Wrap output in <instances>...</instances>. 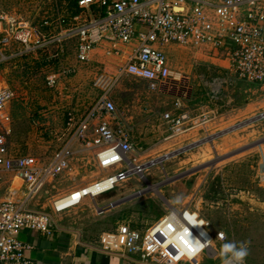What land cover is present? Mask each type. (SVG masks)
I'll use <instances>...</instances> for the list:
<instances>
[{
  "label": "rangeland",
  "instance_id": "obj_1",
  "mask_svg": "<svg viewBox=\"0 0 264 264\" xmlns=\"http://www.w3.org/2000/svg\"><path fill=\"white\" fill-rule=\"evenodd\" d=\"M72 2L0 0V17H5L3 25L10 32L18 26L33 25L46 40H50L65 32L67 26H62L60 19L72 21L76 13ZM65 45L62 60L52 59L50 52L26 55L17 44L6 48L5 54L9 58L0 64V89L10 88L15 98L5 108V116L9 119L3 118L4 123L0 118V128L10 132L12 151L50 162L72 135L68 126L70 114L77 121L86 117L108 91L117 107L115 123L124 122V117L129 118L128 127L136 148L133 155L143 162L157 160L149 167L146 178L132 176L115 190L97 199L87 197L78 208L74 207L80 209V212L73 213L78 224L89 226L92 230H104L100 236L113 230L121 221L131 223L143 232L172 209V200L176 196H181L182 203H191L209 221L213 232L224 228L227 242L239 244L250 241L247 264H264V188L255 178L260 154L264 157L261 151V148L264 150V118L260 116L264 112V88L239 80L233 74L230 77L232 83L223 87L222 98L218 102L213 101L210 97L211 79L217 74L223 76V70L209 69L204 63L207 61L197 59L192 53H197L196 50H184V55L180 57L176 50L181 49L169 46L166 51L173 64L174 76L181 78L183 87L178 89L175 85L180 81L170 80L166 88L155 90L147 81L130 75L118 79L115 60L107 58L83 63L77 60L75 43L65 41ZM56 48L52 46L50 50L54 53ZM64 69H70L72 73L62 75L59 86L50 88L47 77L63 73ZM181 95L186 96L187 109L194 115L205 109H218L217 118L210 126L219 123L221 117L233 116V107L244 108L253 101L262 103L256 105L262 111L248 116L253 118L244 122L240 133H236L242 137L241 145L230 146L228 151L219 147L221 138L214 141L210 136L204 138L206 132L202 129L199 137L204 139L195 143L198 146L175 149L174 142L182 144L186 134L169 140L156 135L152 126L156 117L170 110L173 101ZM189 96L190 101L187 99ZM230 98L234 100L227 104ZM212 128L215 133L216 129ZM232 149L235 151L229 152ZM180 151V154L174 155ZM249 153H252L251 156L244 162L234 161ZM166 155L170 157L159 163L160 158ZM225 164L226 167L221 168ZM104 175L106 172L97 166L93 150L77 143L68 169L31 201L32 206L37 211L55 213V202ZM240 190L243 191L242 197L233 196L239 195ZM112 195L120 199L137 196L141 202L125 211L123 218L118 213H108L111 215L98 219L109 212L108 209L97 214L96 210L99 212L101 208L98 203H107ZM20 198L23 199V195ZM234 206L239 209L230 211ZM217 247L220 250L221 244L218 243Z\"/></svg>",
  "mask_w": 264,
  "mask_h": 264
},
{
  "label": "built area",
  "instance_id": "obj_2",
  "mask_svg": "<svg viewBox=\"0 0 264 264\" xmlns=\"http://www.w3.org/2000/svg\"><path fill=\"white\" fill-rule=\"evenodd\" d=\"M79 8L80 13L71 22L60 19L61 25L67 26L65 32L50 40L33 25L18 26L10 32L4 28L5 17L1 16L0 64L8 60L5 50L14 44L21 46L26 55L50 52L52 59L62 60L65 41H72L77 60L83 63L90 62L93 52L103 45L110 46L108 55L118 56L122 54V45H133L130 56L119 67L117 78L130 75L147 81L156 90L170 80L181 81L174 76L162 49L177 44L229 62L226 76L211 81L213 101L222 98L223 87L232 83L233 74L250 83L264 84V0H80ZM52 46L57 47L54 53L50 50ZM71 73L70 69H64L63 73L51 74L47 77L48 86L57 88L62 75ZM14 98L12 90H0V113ZM187 107L177 97L172 108L163 114L170 131L166 139L183 136L196 128L206 129L217 118L218 109H205L194 115ZM116 108L105 91L86 117L77 121L70 114L68 126L72 135L50 162L12 151L10 132L0 128V172L18 176L27 190L22 202L0 201V264L31 263L26 254L31 247L19 238L24 230L53 233L52 217L30 209L28 204L68 169L75 144L91 148L97 166L106 175L84 188L82 197L75 198L74 193L55 202L57 213L81 205L87 197L111 192L132 176L146 178L148 168L157 160L143 162L133 155L136 148L129 133L121 123H115ZM260 116L264 118V112ZM185 212L197 214L206 224L189 225L184 220ZM172 215L176 218L172 219ZM185 230L189 237H184ZM220 232L223 231L212 233L209 221L187 204L182 209L172 207L144 232L123 223L116 232L104 233L102 241L107 251H118L124 256L139 254L151 264H222L217 244L226 243L228 236L223 232L226 239L221 240ZM191 238L211 239L212 244L199 256L188 259L182 253ZM248 258L249 255L245 264Z\"/></svg>",
  "mask_w": 264,
  "mask_h": 264
},
{
  "label": "crops",
  "instance_id": "obj_3",
  "mask_svg": "<svg viewBox=\"0 0 264 264\" xmlns=\"http://www.w3.org/2000/svg\"><path fill=\"white\" fill-rule=\"evenodd\" d=\"M169 46L171 47L178 46L181 50H183V51L181 50L179 51L178 49L176 50L177 56H180V57L184 55L185 53L184 50L191 51L190 49L184 48L177 44H169V45L163 46L162 48L166 54H167L166 49ZM109 47L110 46L106 44V45L101 46L100 48H97L93 52L90 61H95L98 59H107V58L113 59L115 60V63H116L115 71L118 72L119 67H121L126 62L128 57L130 56L133 50V45H122L121 46L122 54L119 56L118 55H108L106 52ZM192 53L195 54L197 59H200L202 61H207L204 63H207V66L209 67V69L210 67H212L217 72L220 70H223V73H224L223 76L226 75L227 72L225 70L226 68L229 67V62L227 60H221L215 57H210L202 52H197V53L192 52ZM167 57H168L171 68H173L172 67L173 64L168 54H167ZM217 76H221V75L217 74L213 78ZM213 78L211 79V81L213 80ZM257 85L264 88V84H257ZM175 86L178 87V89H181L183 87L181 81L176 82ZM161 88L164 89L166 88V86L164 87L162 86L158 90H160ZM7 89H10V88H1L0 90H7ZM178 97H181L183 100L184 99L186 100V96L181 95ZM190 98L191 96H189L187 99L190 101L191 100ZM185 100H184L185 105H187ZM233 100H234L233 98H230L227 104H231ZM257 104H262V103L253 101L252 103H249L244 108L243 107L242 108L233 107L232 108V111L234 112L233 116H225L224 118L221 117L219 123H215L214 126H208L206 129H202L204 130V132H206V136L204 138L210 136L212 137L213 141L214 139L218 140L219 138H221L219 147H221L223 151H228L227 148L230 146H234L238 144L241 145L242 137L240 134L236 135V133L237 132L240 133V131L242 130L241 128L243 127L242 124L244 122L253 118V117H248V116H254L258 112L261 113L262 110L256 107ZM4 110L2 112H4ZM6 117L8 118V116ZM128 119L129 118L124 117V122L122 121L123 124L122 123L121 124L124 126L126 131L129 133L133 141L134 136L128 127V124H129ZM212 127L216 129L215 133L213 132L214 129ZM200 130L201 129L196 128L188 132L186 134V137L183 138L185 140H182V144L181 142H174L176 143L174 146H177L175 149L183 148L184 146H187L190 148H194V146H198L195 143L204 139L202 137H199ZM152 131L154 133L156 132V135L162 136L163 138H167L169 136L170 131L167 128V125L165 124L163 120V116L156 117V119L154 120V125L152 126ZM213 136H217V137L215 138ZM227 136H229L230 138H226ZM243 137L246 138L245 136ZM175 149H173V151ZM230 151L232 152L235 150L232 149V150H229V152ZM261 151L264 152L263 148H261ZM245 152H247V150ZM251 154L252 153L245 154L241 158H238L234 161L244 162V159H246L247 157H250ZM263 164H264V157L262 156V154H260V160L257 162L256 168H255L257 170L255 178H256V182L262 188H264V173L262 172ZM224 167H226V164L224 166H221V168H224ZM261 178H263V180H261ZM20 193H23V199L17 196V194H20ZM242 194H243V191L240 190L239 195L234 194L233 196L240 198L242 197ZM25 195H27V190H26L24 181L21 178L13 175L12 173L0 172V201L11 200V201L22 202L26 197ZM98 197L90 198V199H97ZM138 199L139 198H137V196H128L126 198L120 199L112 195L109 201L107 203H104L103 205H100L97 202L98 205L101 207L99 212L96 210L97 214L101 212L104 213L105 210L109 209V212L107 211L105 214H103V216H101L98 219H104L107 217L106 215L108 216L111 215L108 213H113V214L118 213V215H120L123 218L122 215H124L125 217V211L135 208V206L141 202ZM109 203L111 204L114 203L115 206L110 207L111 204ZM32 204H33L32 202L28 204L29 208L36 210L35 208H33ZM188 204H190L191 208L194 209L191 203L188 202ZM185 205H187V202L184 203L183 201V203L179 204V207L174 206V204L172 207L176 209H182L183 207H185ZM76 208L70 209L71 211L67 210L68 212L65 211L66 213L65 212H62V213L55 212L51 214L48 213L52 217V220L54 222L53 233L50 235L44 234L41 232L30 231V230H24L20 234L19 238L24 243L30 245L31 247L29 250H27V253H26L27 257L29 258L31 262L30 264H151L148 262H144L139 256V254H130V255L128 254L124 256V255H121V253H119L118 251H107L104 248V243L102 241V236L104 234L100 236V233L103 232L104 230H100V231L97 229L92 230L90 229L89 226H86L84 224L82 225L81 223L78 224L77 217L74 214L80 212V209H76ZM236 209H239V208L237 206H234L233 208L232 207L230 208V211H233V210L235 211ZM123 223H128V222L121 221L120 223L117 224V226L113 230L111 229L108 232H116L118 226ZM128 224H130L131 227L133 228V225L131 223H128ZM134 229H137V228H134ZM210 231L212 233H216L218 231H223L226 233L224 228L216 229L215 232H213L211 229ZM108 232L106 231V233Z\"/></svg>",
  "mask_w": 264,
  "mask_h": 264
},
{
  "label": "clouds",
  "instance_id": "obj_4",
  "mask_svg": "<svg viewBox=\"0 0 264 264\" xmlns=\"http://www.w3.org/2000/svg\"><path fill=\"white\" fill-rule=\"evenodd\" d=\"M174 205H179L182 203V197L176 196L172 201ZM176 217L172 215V219ZM184 220L191 226H204L206 222L203 219H198V215L195 213H184ZM184 237H189L190 234L187 230L183 232ZM203 235L206 236V233ZM218 237L221 240L226 239V235L223 232L218 233ZM189 247L182 253L186 255L188 259L199 256L205 248L212 244L211 239H204L203 241L199 238L189 239ZM249 245L250 241H241L239 244L237 242L228 241L221 245L219 256L221 257L222 264H245L246 258L249 255Z\"/></svg>",
  "mask_w": 264,
  "mask_h": 264
},
{
  "label": "bare ground",
  "instance_id": "obj_5",
  "mask_svg": "<svg viewBox=\"0 0 264 264\" xmlns=\"http://www.w3.org/2000/svg\"><path fill=\"white\" fill-rule=\"evenodd\" d=\"M0 115H1L0 118H1L2 120H3V118L5 119L6 116H5V113H4V112L0 113ZM3 122L5 123L4 120H3ZM263 165H264V164H263ZM20 185H21V184H20ZM87 187H88V186H87ZM87 187H84V188H87ZM84 188H81V189H79V190H77V191L74 192V193H76L75 198H79V197H82V196H83L84 193H83L82 191H83ZM86 190H87V189H86ZM12 192H13V191H12ZM12 192H11V193H12ZM88 192H89V190H88ZM9 193H10V192H9ZM74 193H72V194H74ZM72 194H71V195H72ZM22 195H23V193L17 194L18 197H21ZM11 196H12V195H11ZM70 200H71V199H70ZM70 200H66V201H64V202H68V201H70ZM60 205H61V204H60Z\"/></svg>",
  "mask_w": 264,
  "mask_h": 264
},
{
  "label": "trees",
  "instance_id": "obj_6",
  "mask_svg": "<svg viewBox=\"0 0 264 264\" xmlns=\"http://www.w3.org/2000/svg\"><path fill=\"white\" fill-rule=\"evenodd\" d=\"M73 2H72V4L75 6V9H76V13H75V15H74V17L76 16V15H78L79 13H80V8H79V1L80 0H72ZM235 77L236 78H239L237 75H235ZM239 80H244V79H240L239 78ZM120 216V215H119ZM133 228H135V226H133Z\"/></svg>",
  "mask_w": 264,
  "mask_h": 264
},
{
  "label": "water",
  "instance_id": "obj_7",
  "mask_svg": "<svg viewBox=\"0 0 264 264\" xmlns=\"http://www.w3.org/2000/svg\"><path fill=\"white\" fill-rule=\"evenodd\" d=\"M180 153H181V152H177V153H174V155H178V154H180ZM169 157H170V156L168 155V156H166V157H164V158H161L158 162L162 164V163L164 162V160L167 159V158H169ZM154 164H155V163H154ZM113 206H115L114 203L110 205V207H113Z\"/></svg>",
  "mask_w": 264,
  "mask_h": 264
},
{
  "label": "snow or ice",
  "instance_id": "obj_8",
  "mask_svg": "<svg viewBox=\"0 0 264 264\" xmlns=\"http://www.w3.org/2000/svg\"><path fill=\"white\" fill-rule=\"evenodd\" d=\"M106 163H107V161H106Z\"/></svg>",
  "mask_w": 264,
  "mask_h": 264
}]
</instances>
